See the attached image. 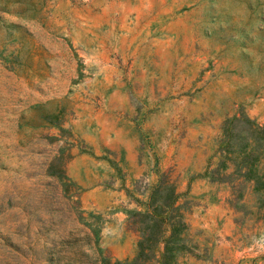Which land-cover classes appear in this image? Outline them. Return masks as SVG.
<instances>
[{"label":"rangeland","instance_id":"1","mask_svg":"<svg viewBox=\"0 0 264 264\" xmlns=\"http://www.w3.org/2000/svg\"><path fill=\"white\" fill-rule=\"evenodd\" d=\"M241 115L264 131V0H0V264H128L158 182L175 264H264L220 163Z\"/></svg>","mask_w":264,"mask_h":264},{"label":"trees","instance_id":"2","mask_svg":"<svg viewBox=\"0 0 264 264\" xmlns=\"http://www.w3.org/2000/svg\"><path fill=\"white\" fill-rule=\"evenodd\" d=\"M232 119L236 120L235 123L242 121L246 124L243 128L245 132L241 136L244 144L236 151L230 148V145L236 141L234 139L232 142L230 139L232 134H236L230 128L224 140L226 146L220 163L224 158L230 159L231 167L242 170L241 179L261 188L264 202V131L247 116H234ZM215 170H218V166ZM217 178L224 180L222 175ZM160 183H156L150 194L147 210L133 213L136 222L134 228L137 233V250L126 262L128 264H149L155 257L158 264H175L172 250L182 246L174 245V242L180 239L178 234L183 222L180 220L179 203L176 201L173 188L168 190L165 197L156 200ZM173 217L176 220L173 221L171 219Z\"/></svg>","mask_w":264,"mask_h":264}]
</instances>
